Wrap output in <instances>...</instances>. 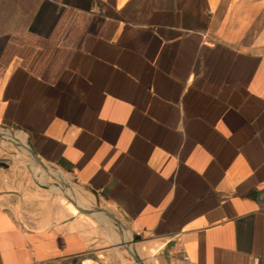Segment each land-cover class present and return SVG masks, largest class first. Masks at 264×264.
<instances>
[{"label": "crops", "instance_id": "obj_1", "mask_svg": "<svg viewBox=\"0 0 264 264\" xmlns=\"http://www.w3.org/2000/svg\"><path fill=\"white\" fill-rule=\"evenodd\" d=\"M6 127L128 231L0 166V264H264V0H0Z\"/></svg>", "mask_w": 264, "mask_h": 264}, {"label": "rangeland", "instance_id": "obj_2", "mask_svg": "<svg viewBox=\"0 0 264 264\" xmlns=\"http://www.w3.org/2000/svg\"><path fill=\"white\" fill-rule=\"evenodd\" d=\"M19 134L24 136L20 132ZM24 149L25 147L21 143L1 135L0 166L12 167L14 170L20 171L34 189L43 191V193H48L53 199H60L74 205L72 199L76 200L75 197H77L79 200L76 201L81 205H84L85 203L90 204L77 195V191L72 186V183L64 177L56 167L53 165H51L52 167L43 166V162L41 163V161H31V159H28L25 155L21 154ZM39 167L41 168L40 170L38 169ZM53 184L57 187H52ZM58 187H62V189ZM77 210L81 213L79 209ZM102 219L101 221L94 220L93 224L95 226H101V222L110 223L103 216Z\"/></svg>", "mask_w": 264, "mask_h": 264}, {"label": "bare ground", "instance_id": "obj_3", "mask_svg": "<svg viewBox=\"0 0 264 264\" xmlns=\"http://www.w3.org/2000/svg\"><path fill=\"white\" fill-rule=\"evenodd\" d=\"M5 127V126H3ZM7 129L4 128H0V135H2L3 137H9L14 141H17L19 143H21L25 149L24 151L21 152L22 155H25L26 158L31 159V161L33 162H37L39 161L35 155L33 154V152L31 151V148L29 147L28 143L26 142L24 136H21L18 132L14 131L13 129H11L10 127H6ZM36 169V168H35ZM39 170L41 169L40 167L38 168ZM52 187H57L56 185L53 184ZM60 189H62V187H58ZM76 199V198H75ZM79 200V199H76ZM76 200L72 199V201H74L78 206L80 207H84V208H91L93 211L91 212L93 216H95L96 218H98L100 221L102 219V216L105 217L109 222L111 226H115L118 228V230L121 233V236L124 237L125 234L127 233L128 229L125 227L124 223H117L115 220H113L106 211H103L101 209H97L95 206H92L90 204H84L81 205L80 203H78ZM103 220V219H102ZM122 245H128L131 247L130 245V241L128 240V238L126 237L123 244Z\"/></svg>", "mask_w": 264, "mask_h": 264}, {"label": "water", "instance_id": "obj_4", "mask_svg": "<svg viewBox=\"0 0 264 264\" xmlns=\"http://www.w3.org/2000/svg\"><path fill=\"white\" fill-rule=\"evenodd\" d=\"M12 129V128H11ZM1 137V135H0ZM31 151L33 152V154L35 155V157L41 161V163L44 161L35 153V151L33 150V148L31 147ZM73 203L77 206V208L81 211H84V212H92L93 210L91 208H84V207H80L78 206L74 201ZM97 209H101L103 211H106L108 213V215L113 219L115 220L117 223H122L111 211L107 210V209H104V208H100V207H96ZM126 248L128 249V251L130 252V254L132 255V257L134 258L135 261H137L139 264H146L145 261L135 252V250L128 246V245H125Z\"/></svg>", "mask_w": 264, "mask_h": 264}, {"label": "built area", "instance_id": "obj_5", "mask_svg": "<svg viewBox=\"0 0 264 264\" xmlns=\"http://www.w3.org/2000/svg\"><path fill=\"white\" fill-rule=\"evenodd\" d=\"M253 264H259V258L258 257H254Z\"/></svg>", "mask_w": 264, "mask_h": 264}]
</instances>
